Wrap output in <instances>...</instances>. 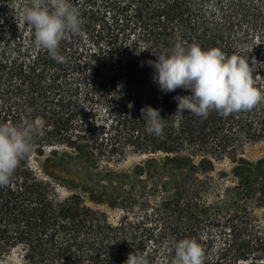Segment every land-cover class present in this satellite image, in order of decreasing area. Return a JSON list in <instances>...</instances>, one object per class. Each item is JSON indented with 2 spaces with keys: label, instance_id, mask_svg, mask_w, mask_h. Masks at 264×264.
<instances>
[{
  "label": "trees",
  "instance_id": "1",
  "mask_svg": "<svg viewBox=\"0 0 264 264\" xmlns=\"http://www.w3.org/2000/svg\"><path fill=\"white\" fill-rule=\"evenodd\" d=\"M28 2L0 0V123L40 126L0 187V264L16 249L22 264H123L134 250L172 264L161 246L183 238L200 243L203 264H264V155L242 156L264 141V100L176 113L190 91L162 92L149 63L177 40L219 48L249 63L264 95V0H73L82 31L60 42L63 63L34 45ZM146 106L164 119L160 135L146 131ZM128 154L146 157L112 165Z\"/></svg>",
  "mask_w": 264,
  "mask_h": 264
},
{
  "label": "clouds",
  "instance_id": "2",
  "mask_svg": "<svg viewBox=\"0 0 264 264\" xmlns=\"http://www.w3.org/2000/svg\"><path fill=\"white\" fill-rule=\"evenodd\" d=\"M22 17L34 30V45L63 63L65 58L58 51L60 42L66 35H78L82 31V16L73 0H29ZM149 63L162 92H172L178 87L190 91L189 95L176 97V113L187 111L206 117L209 110L215 109L226 116L249 110L264 100V95L254 86L249 63L237 55L228 56L219 48L203 49L195 43L186 46L177 40L168 53ZM141 115L149 134L162 133L164 119L158 109L146 106L141 109ZM39 133L40 126L32 122L0 123V187L9 184L20 161L31 153L33 138ZM169 249L174 253L172 264H203L204 251L194 238L165 242L161 246L164 254ZM123 264H150V261L146 253L134 250Z\"/></svg>",
  "mask_w": 264,
  "mask_h": 264
},
{
  "label": "rangeland",
  "instance_id": "3",
  "mask_svg": "<svg viewBox=\"0 0 264 264\" xmlns=\"http://www.w3.org/2000/svg\"><path fill=\"white\" fill-rule=\"evenodd\" d=\"M242 153L244 157L251 158V159H257L264 155V141L248 144L244 147L242 150ZM145 155H139V154H128L127 156L123 157L122 159L112 163L113 166L117 167L118 169L127 170L135 166L136 164L143 161L145 158ZM231 167L230 160L228 158H225L217 163V171L220 170H229ZM229 183V182H228ZM61 191L62 196L67 195V190L63 187L59 188ZM255 214L258 216L257 224L260 227V230L262 231L261 235L264 237V218L262 217V212L260 210H256ZM119 213L117 211H109V217L112 221H115L118 217ZM229 235H227L228 237ZM227 240L225 238L219 237L218 239H215L216 245H215V252H217L220 247L223 245L224 242ZM245 246V242L238 241L236 246L234 248H239L240 246ZM248 247V246H246ZM23 263V257L21 250L16 249L11 255H9L1 264H22Z\"/></svg>",
  "mask_w": 264,
  "mask_h": 264
}]
</instances>
